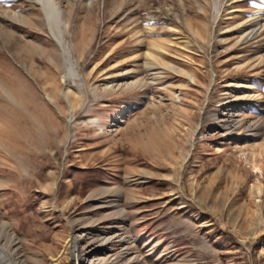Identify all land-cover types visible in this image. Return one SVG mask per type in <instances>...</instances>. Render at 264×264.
I'll use <instances>...</instances> for the list:
<instances>
[{"label":"rangeland","instance_id":"obj_1","mask_svg":"<svg viewBox=\"0 0 264 264\" xmlns=\"http://www.w3.org/2000/svg\"><path fill=\"white\" fill-rule=\"evenodd\" d=\"M74 240L264 264V0H0V253L72 264Z\"/></svg>","mask_w":264,"mask_h":264},{"label":"bare ground","instance_id":"obj_2","mask_svg":"<svg viewBox=\"0 0 264 264\" xmlns=\"http://www.w3.org/2000/svg\"><path fill=\"white\" fill-rule=\"evenodd\" d=\"M49 1H52V0H49ZM49 4H51V2H49ZM55 10H56V8H55ZM254 34H255V31L252 30V32L248 36H252ZM58 44H59V46H61V44L59 42H58ZM72 72H74V69L72 70ZM63 81L66 82V76H63ZM78 245L79 244H78L77 240L72 241V258H73V263L72 264H80V262H79L80 253H79ZM10 257L11 256L8 253L6 255L5 254L3 255V254L0 253V263L4 262V264H11ZM13 264H15V263H13Z\"/></svg>","mask_w":264,"mask_h":264},{"label":"crops","instance_id":"obj_3","mask_svg":"<svg viewBox=\"0 0 264 264\" xmlns=\"http://www.w3.org/2000/svg\"><path fill=\"white\" fill-rule=\"evenodd\" d=\"M34 75H35V73H34ZM35 76H36V75H35ZM37 76H38V77H36V78L39 79L40 76H39V75H37ZM23 82H25V81L22 80L21 83H23ZM25 83H26V85H27V81H26ZM22 87H23V85H22ZM26 87H28V85H27ZM26 87H23V89H25ZM26 89H28V88H26ZM45 90H48V89H45ZM49 91H50V90H49ZM49 96H50V95H49ZM37 104H38V105L40 104L41 107H42V105H43V103H41V102H38ZM40 105H39V106H40ZM39 108H40V107H39ZM187 240L190 241L191 239L189 238V239H187ZM190 242H191V241H190ZM203 243H204V242H203ZM204 244H206V243H204ZM191 249H192V248H191Z\"/></svg>","mask_w":264,"mask_h":264},{"label":"built area","instance_id":"obj_4","mask_svg":"<svg viewBox=\"0 0 264 264\" xmlns=\"http://www.w3.org/2000/svg\"><path fill=\"white\" fill-rule=\"evenodd\" d=\"M260 251H261V254L264 256V244H262V245L260 246Z\"/></svg>","mask_w":264,"mask_h":264}]
</instances>
